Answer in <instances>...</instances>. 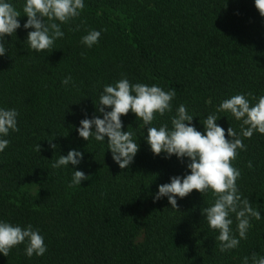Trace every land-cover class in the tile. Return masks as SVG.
<instances>
[{
  "label": "trees",
  "instance_id": "16d2710c",
  "mask_svg": "<svg viewBox=\"0 0 264 264\" xmlns=\"http://www.w3.org/2000/svg\"><path fill=\"white\" fill-rule=\"evenodd\" d=\"M6 2L20 12L21 27L4 38L0 108L18 111L19 131L0 137L10 141L0 152V221L31 224L47 251L29 258L25 242L7 257L0 253V264H243L253 253L264 256V134L241 136L246 150L232 162L241 172L239 193L261 219L250 218L247 239L221 252L219 233L201 212L214 204L211 191L177 197L178 211L167 197L154 202L159 185L190 174L189 160L154 155L142 120L131 112L121 117L140 146L126 169L112 159L107 137L85 141L77 131L82 119L103 118L96 105L104 86L127 78L176 90L172 111L150 126L171 129L183 104L197 130L216 114L226 135L229 127L239 135L242 122L216 110L236 94L264 95V17L254 0H84L80 16L61 24L64 36L51 52L26 42L33 30L23 27L26 0ZM90 30L101 36L88 48L81 38ZM70 150L83 153L81 162L53 168ZM74 171L90 179L69 187ZM230 218L239 239L235 214Z\"/></svg>",
  "mask_w": 264,
  "mask_h": 264
},
{
  "label": "clouds",
  "instance_id": "9594fccd",
  "mask_svg": "<svg viewBox=\"0 0 264 264\" xmlns=\"http://www.w3.org/2000/svg\"><path fill=\"white\" fill-rule=\"evenodd\" d=\"M254 4L261 17H264V0H254ZM84 7V0H26L23 13L27 21L23 27L33 29L27 33L26 38L30 49L51 52L54 42L64 36L61 24L79 17ZM20 16V12L11 3L0 0V57L6 54L4 38L12 36L21 27L18 19ZM73 30L78 31L79 26ZM100 36V31L90 30L81 38V43L91 48L99 42ZM71 81L72 77L68 76L62 80V84L68 85ZM175 96V89L165 91L156 85L132 84L127 78H122L114 85H105L103 88L96 105L103 118L96 116L82 119L77 129L78 134L85 141L94 136L96 141L103 142L107 137L112 159L121 169H126L134 162V157L140 150L139 143L133 139V132L122 130L124 125L121 117L129 112L133 113L137 120H142L147 126L146 142L154 155L163 153L165 158L175 155L181 162L185 158L189 160L187 168L190 174L173 176L170 183L159 185L154 202L167 197L172 209L178 211L177 197L183 199L194 190L202 195L211 191L215 197L214 204L203 208L202 215L209 228L218 231L216 239L220 242V251L234 249L241 239H247V232L251 227L250 218L261 219L260 211L254 209L249 199L242 198L239 193L237 180L241 172L232 162L237 159L239 150H246L241 136L251 138L254 132L264 134V95L257 98L251 92L246 95L236 94L223 100L218 106L217 112H229L237 121L242 122L239 135L232 127L227 129L226 135L225 129L217 124L216 114H210L204 119L203 132L197 130L192 124L193 116L183 104L171 118V129L167 124L158 128L150 126L157 114L164 116L166 112L172 111ZM248 97H252L256 103L252 104ZM18 115L14 108H0V137L8 136L10 130L19 131ZM52 140H48L49 145L56 149L57 145L51 143ZM9 143L8 139L0 138V152ZM35 151H41L39 143L35 146ZM82 159L83 153L70 150L66 156L60 155L52 167L78 165ZM248 166L252 167L251 162ZM88 179L90 176L83 171H74L69 187L81 185V181ZM231 214H235L238 221L239 239L232 234ZM25 242V254L29 258L34 254L42 256L47 251L44 237L31 224L21 227L0 221V253L7 257L11 249ZM249 259L252 264H264V256H257L255 253L251 258L244 257L243 264H249Z\"/></svg>",
  "mask_w": 264,
  "mask_h": 264
}]
</instances>
